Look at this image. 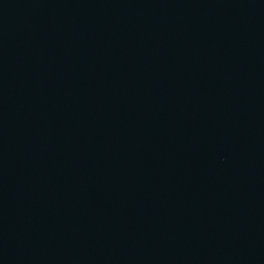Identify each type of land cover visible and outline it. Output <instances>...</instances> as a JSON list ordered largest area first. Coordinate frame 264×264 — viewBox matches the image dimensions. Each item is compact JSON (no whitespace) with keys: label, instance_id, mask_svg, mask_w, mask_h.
Listing matches in <instances>:
<instances>
[{"label":"water","instance_id":"95a60500","mask_svg":"<svg viewBox=\"0 0 264 264\" xmlns=\"http://www.w3.org/2000/svg\"><path fill=\"white\" fill-rule=\"evenodd\" d=\"M0 264H264V0H0Z\"/></svg>","mask_w":264,"mask_h":264}]
</instances>
